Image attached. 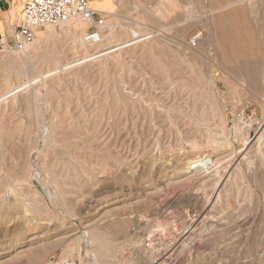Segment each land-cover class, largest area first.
<instances>
[{
	"label": "rangeland",
	"instance_id": "1",
	"mask_svg": "<svg viewBox=\"0 0 264 264\" xmlns=\"http://www.w3.org/2000/svg\"><path fill=\"white\" fill-rule=\"evenodd\" d=\"M231 1H110L113 39L0 51V264H264V0Z\"/></svg>",
	"mask_w": 264,
	"mask_h": 264
},
{
	"label": "built area",
	"instance_id": "2",
	"mask_svg": "<svg viewBox=\"0 0 264 264\" xmlns=\"http://www.w3.org/2000/svg\"><path fill=\"white\" fill-rule=\"evenodd\" d=\"M113 1L119 3L121 0ZM106 18L107 13L94 10L88 0H24L21 25L14 31L11 42L0 38V51L22 52L34 39L35 30L72 20L86 22L83 42L98 44L102 41L100 28ZM56 264L79 263L76 260L63 259Z\"/></svg>",
	"mask_w": 264,
	"mask_h": 264
},
{
	"label": "crops",
	"instance_id": "3",
	"mask_svg": "<svg viewBox=\"0 0 264 264\" xmlns=\"http://www.w3.org/2000/svg\"><path fill=\"white\" fill-rule=\"evenodd\" d=\"M110 1L115 3L113 0H88L94 10L103 13L110 11ZM23 3L24 0H0V38L6 42L12 41L14 31L21 25Z\"/></svg>",
	"mask_w": 264,
	"mask_h": 264
},
{
	"label": "bare ground",
	"instance_id": "4",
	"mask_svg": "<svg viewBox=\"0 0 264 264\" xmlns=\"http://www.w3.org/2000/svg\"><path fill=\"white\" fill-rule=\"evenodd\" d=\"M209 1V3H211L212 2V0H208ZM240 1H242V0H235V1H231V2H226V3H224V4H222V5H220V6H218V7H215V8H211V15H213L214 14V12L216 13H220V12H222V11H224L225 9H227L228 7H231V6H233V5H235V4H238ZM213 18V17H212ZM212 21V20H211ZM67 27H71V23L69 22V21H66V22H63ZM85 24H86V22L85 21H81V20H77L76 22H75V25H74V27H73V29H75V30H80L81 32H84V28H85ZM103 27V28H102ZM101 28H100V31H101V33H102V41H101V43L103 42V40L104 39H113V37H115V35H113V29L110 27V23H105V25H103ZM105 28V29H104ZM149 35V34H148ZM151 35V34H150ZM199 36V35H198ZM31 46V43H29V45L27 44V47H30ZM84 50V49H83ZM89 51V50H88ZM85 52H87V50H85ZM90 52V51H89ZM109 52L107 51V52H102V50L101 51H97V52H95V53H93L94 55H96L95 57H101V56H106L107 54H108ZM92 54V55H93ZM91 55V54H90ZM87 57H89V56H87ZM27 59V60H29L30 58L28 57V55L27 56H25V55H22V56H17V57H14V59L15 60H20V62L22 61V60H24V59ZM70 65V64H69ZM65 66V65H64ZM66 66H67V64H66ZM42 77V76H41ZM27 85H29V84H27ZM25 87V85L22 83V84H20V85H18V86H16L15 87V89H11V90H9V91H7L6 92V94H8V95H10V96H13V99L15 100V98L16 97H14V96H16V94L19 92V90H21V89H23ZM5 94V95H6ZM20 94V93H19ZM5 95H4V97H5ZM2 99V98H1ZM40 111L42 112L43 110L40 108ZM44 120H45V117L43 118ZM46 131H48V130H46ZM49 132V131H48ZM48 132H47V134H48ZM49 135H50V133L47 135L48 136V138L47 139H45V137L46 136H44V140H43V142L47 145V146H51L52 144H53V142H52V139H50V137H49ZM54 141V140H53ZM55 143V142H54ZM209 163H206V162H194L193 164H191L190 165V169H193V168H196V167H206L207 165H208ZM195 171V170H194ZM227 175V174H226Z\"/></svg>",
	"mask_w": 264,
	"mask_h": 264
}]
</instances>
